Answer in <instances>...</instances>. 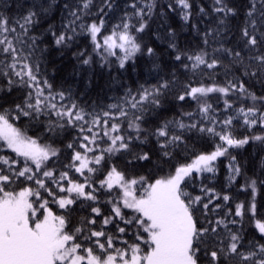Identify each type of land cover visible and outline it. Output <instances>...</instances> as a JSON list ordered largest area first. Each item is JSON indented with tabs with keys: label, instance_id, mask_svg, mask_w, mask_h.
I'll return each mask as SVG.
<instances>
[{
	"label": "snow or ice",
	"instance_id": "obj_1",
	"mask_svg": "<svg viewBox=\"0 0 264 264\" xmlns=\"http://www.w3.org/2000/svg\"><path fill=\"white\" fill-rule=\"evenodd\" d=\"M92 0H82V3L71 11V19L62 25V30L49 32L53 42L57 46L67 47L78 35L77 27L86 31L93 42L94 49L98 51L104 63H108V57H115L120 68L136 57L142 51L141 44L135 33H142L148 27L145 17L150 18L157 7L156 0H139L132 3L133 12L127 13L121 22L113 27L109 35L99 38L104 28L105 21L101 18L90 24L79 23L82 16L89 9ZM175 5L182 12V19L187 22L193 17V4L191 0H175ZM40 7V6H35ZM168 10H173V4H168ZM244 23L240 28L242 46L239 51L234 48L224 47L212 50L209 55L204 48L195 55H186L177 49L173 42L169 47L176 49V61L186 58L191 61V69L195 71L201 66L214 70L222 61L217 57L218 53H226L232 59L233 64L243 67L244 78H258L264 83V0H247L244 5ZM47 11V9H43ZM103 12V9H101ZM199 12L208 15V10L199 8ZM211 12L220 17L218 27L205 31L202 42L209 44V37L219 34L221 27L226 21L234 19L238 14V8L231 5L227 0H213ZM35 10L29 9L25 15L17 20H11L8 16L0 14V76L6 80L7 87L4 91L11 93L14 87L27 89L23 99L19 103L7 108L0 105V149L6 147L16 154V159L0 155V164L7 166L9 173L5 174L0 167V264H264V243L259 240H249L245 244L243 235L229 228V224H237L235 219L225 218L215 221L207 220L201 223L196 215L197 211H207L212 199H220V195L214 189L202 188L201 191L209 196L208 203H202V196H193L189 193L187 182L193 177V173H215V162L220 157L229 156L230 180L234 181L241 174V167L235 156H230L229 149L241 148L251 141H258L264 145V95H257L251 91L245 83V79L229 80L226 86H195L191 84L185 87L182 94L176 99L185 101L191 99L198 105L200 121L185 123L184 118L192 119L193 113H181L180 119L173 118L171 121L161 123L152 133L156 137L157 144L163 157H172V150L183 143V135L175 134V130H197L207 133L218 139L220 143L213 145L210 152H201L190 163H180L168 175L149 183L146 177L129 178L115 165L110 167L104 179L99 181L100 189H116L120 195L108 203L112 205V216L105 217L103 225H108L119 218L126 225L137 226V239L144 243L147 251H144L140 243H134L126 248H117L113 243V236L103 230H91L81 239L84 228L76 227L68 229V219L65 215H57L49 207V200L41 196V189L53 197L60 209L69 210L78 200L97 201L95 194L98 189L91 182V177L85 173L94 174L99 169L106 156H111L121 151H130V142L140 139V134L145 131L142 128L144 122L145 104H151L156 108L161 106L160 97L164 90L170 86V81L163 80L157 85L150 87L141 86L135 94L128 90L124 98V105L133 111L132 118L128 119L129 111L121 104H112L111 110L100 115L92 116L79 107L76 103L65 105L61 103L66 99L65 92L52 91V84L40 75V65L34 60V52L37 47V37L30 35L39 20ZM137 19V25L131 23ZM196 28V25H193ZM19 29V31H18ZM174 35V30L170 32ZM256 52V55H248V65H244V51ZM118 51L119 54L118 55ZM149 56L155 54L151 47L146 48ZM83 65H90L91 56L85 57V53L78 54ZM189 68L188 64H183ZM211 93H220L229 97L232 93L239 94L244 101H250L251 106L242 104L235 110L234 116H227L223 120H217L214 109L206 98ZM234 104L225 100V110L232 109ZM58 120L49 119L47 132L55 133L58 129L76 127L79 123V132L87 131L90 135H84L79 143L81 150H75L74 144L67 147L74 149L71 156L70 169H74L84 178L81 183L69 176L68 171H62L58 177L55 169L48 167L49 161L59 155V149L52 144L41 143L40 138L29 136L17 126L15 121L21 117L30 120H39L41 116L51 117L52 114ZM121 118L127 120L128 129L134 130L137 135H121ZM234 118L242 119L243 125L250 129L259 127L262 134H254L237 138L232 131ZM61 121H63L61 123ZM112 123L109 126V122ZM205 122L211 126H204ZM90 124L87 129L84 125ZM174 125V128L170 127ZM219 126L220 130L217 131ZM100 127L103 137H108V147L100 149L98 140L103 137L93 129ZM91 145H96L92 147ZM92 155H89V154ZM22 158V160L20 159ZM137 160H149L150 154L145 152L135 157ZM22 164L20 168L14 165ZM13 177H23L33 181L36 188L24 187L22 190L6 191L5 188L13 181ZM51 179L56 184L59 192L66 195L57 197L51 188L47 187L46 180ZM66 182L67 187L64 186ZM257 180L250 179L244 186V190L251 189L253 198L245 203L235 206L234 216L243 218L249 215L254 223L255 230L264 240V216H257L255 194L257 192ZM264 184V181L260 182ZM139 191V194H138ZM222 199L227 202L230 196L223 195ZM219 208L220 205H216ZM122 209H131L135 213L130 218H125ZM215 209H213L214 211ZM92 213L101 215L99 207L91 208ZM229 214H233L229 209ZM42 217V218H41ZM88 225L96 224L95 218L87 221ZM207 224V226H205ZM221 226L225 231L221 235ZM119 233H124V227H118ZM139 231L147 234L140 235ZM94 247H86L83 241L92 242ZM100 238H104L101 242ZM79 241V242H78ZM126 243V242H125ZM98 249L99 251H95Z\"/></svg>",
	"mask_w": 264,
	"mask_h": 264
},
{
	"label": "trees",
	"instance_id": "obj_2",
	"mask_svg": "<svg viewBox=\"0 0 264 264\" xmlns=\"http://www.w3.org/2000/svg\"><path fill=\"white\" fill-rule=\"evenodd\" d=\"M134 2L140 6L139 0H92L89 9L82 16V20L77 21V24L81 22L90 24L102 18L105 21L99 37L102 40L103 36L109 35L113 27L121 22L126 13L128 15L132 14L131 4ZM191 2L193 4V17L185 22L182 19L181 10L175 5V0H156L157 7L154 9L152 16L150 18L145 17L148 27L142 33H135L142 51L137 53L136 57L130 60L124 68H120L115 57H108V63H104L98 51L94 49L90 35L79 27L76 29L78 35L67 47L54 44L49 27L51 26L53 31L62 30V25L67 24L71 19L69 13L76 10L82 0H0V14L8 16L11 20L19 19L29 9L40 13V22L34 26L30 33V35H35L38 38L33 58L40 65V75L52 84L54 94L61 91L65 92L66 99L61 103L65 105L76 103L86 113L91 114L85 117L86 120L90 121L94 115H100L102 119H105L102 116L103 112L117 111L116 109H110L112 104L124 106L125 110L129 111L128 119H131L135 110H129L124 105V98L128 90L135 94L141 86L150 87L163 80L171 82L169 88L164 90L163 95L160 97L161 106L159 108L148 103L145 104L146 110L143 114L144 122L142 123V128L145 131L140 134V139H134L130 142V151H121L110 157L106 156L101 165L97 166L99 170L96 173H85L86 176L91 177V182L98 189L95 193L98 197L97 201L81 199L72 205L69 210H64L52 202V196L43 189L40 190L41 196L49 200V207L52 208L53 212L57 215L63 214L66 216L69 221V230L76 227L84 228L81 239L89 234V229L103 230L113 236V243L117 248H126L134 243H140L144 251L148 250L144 243L137 239L138 229L135 222L132 225H126L119 218H116L108 225L102 224L105 217L112 216V205L108 201L115 200L120 192L116 189H100L99 181L104 179L110 167L115 165L118 170L124 172L129 178L146 177L147 181L152 183L155 179L172 172L176 165L189 163L196 155L201 152H210L213 150L214 144L220 143L218 139L197 130H175V134L183 135L184 142L172 150L171 158L161 155L156 137L152 135L161 123L171 121L173 118L180 119L182 112L194 114L192 119L185 117V123L202 119L198 114V105L195 101L186 99L181 102L176 99L179 94L184 92L187 85L191 84L193 87L211 86L212 84L226 86L229 80L245 79L246 86L251 91L256 92L257 95H264V83H261L258 78H244L242 76L243 67L239 64H233L231 57L226 53L216 54L222 63L214 70L201 66L193 71L190 67L192 62L186 56L182 61L175 60L177 50L169 47L170 43L173 42L177 45V49L186 55H195L202 48L208 51L209 55H213L212 50L219 48L221 44L237 51L242 46L240 28L244 23V5H246L247 0H227L228 3L238 8L239 14L234 19L227 20L225 25L221 27L220 33L214 34V38L210 36L207 46L202 42V35L205 31L216 29L220 17L211 12L213 0H191ZM170 3L173 4L174 11L167 9L166 6ZM200 7L208 10V15L200 13ZM43 9H47V11H43ZM101 9H103V12H101ZM131 23L138 26L136 18H133ZM193 25H196V28H193ZM173 30L174 35H170ZM147 47L153 48L155 54L149 56L146 52ZM81 52L85 53V57L91 56L92 62L90 65H83L80 62L82 58L78 54ZM119 54L121 53L118 51ZM256 54L258 53H248L245 50L244 65L247 66L249 63L248 55ZM183 64H188L189 68H184ZM6 87L5 78L0 76V105L5 108L11 106L13 102H21L27 92L26 88L17 86L14 87L11 93L6 94L4 91ZM204 99L212 105L215 111L211 115H214L217 120H223L227 116L235 117L236 108H239L242 104L251 106L250 101H244L237 93H232L229 97H224L220 93H211ZM226 99L234 104L232 109L225 110ZM49 119L58 120L53 113L51 117L41 116L38 121L21 117L15 123L29 136L39 137L41 143L52 144L60 150L59 155L49 161L48 164L50 169L56 170L57 177L60 172L68 171L70 177L83 183L84 178L76 173L74 169L68 167L74 149H69L67 145L73 143L75 150L82 151L79 148V143L82 142L84 135H90V133L87 131L84 133L79 132L80 122L76 127L66 126L64 129H58L55 133H49L46 130ZM116 122L122 124L121 135H137L134 130L128 129L127 120L121 118ZM111 123L112 121L109 122V126ZM90 126V124L84 125L86 129ZM204 126L211 125L205 122ZM170 127L174 128V125H170ZM93 130L99 132L100 136L103 137V130L100 127ZM219 130L218 126L217 131ZM232 131L237 138L262 134L259 127L250 129L243 125L240 118H234ZM2 143L0 142V144ZM97 143L99 147L96 154H99L100 149L108 147V137L99 139ZM91 146L96 147V145ZM145 152L150 154L151 158L149 160H137L135 158L136 155ZM229 153L230 156L236 157V161L241 167V174L234 181L230 180L231 173L228 168L230 158L225 156L218 159L215 173H204L200 177L194 173L195 176L187 182L186 190L193 196H202V203H208L209 200V196L201 191L205 187L214 189V192L221 197L220 199L213 198L207 211L196 212L201 223L221 218L235 219L238 223L235 225L229 224V228L240 232L246 245L249 240L253 239L264 243L258 231L255 230L254 223L249 218L250 214L245 215L243 218L234 216L236 204L243 202L247 207L248 202L253 198L251 189L244 190L243 188L250 179H256L258 182L255 199L257 216H264V184L260 183L264 181V145H261L258 141H251L241 148L229 149ZM0 155L13 159L17 158L16 154L6 147L0 149ZM20 159L22 160V158ZM0 167H3L5 174H11L7 166L0 164ZM13 167L18 169L22 167V164ZM251 169H254L255 172H251ZM46 183L47 187L51 188L57 197L66 195L59 192L56 184L51 179H47ZM62 183L67 187L66 182ZM24 187L35 189L36 185L33 181H28L23 177H13L12 183L6 186L5 190L18 192ZM223 195L230 196V200L225 202L222 199ZM216 205H220V207L216 208ZM93 207H99L101 215L92 213L91 208ZM213 209L215 210L213 211ZM229 209L232 210L233 214H229ZM122 211L125 218H130L135 214L131 209H122ZM93 218H95L96 224L88 225L87 221ZM118 227H124L125 232L119 233ZM225 231L221 226V235H224ZM139 234L147 238L146 233L139 231ZM100 239L101 242H104V238ZM94 240L95 238L92 242L83 241V243L86 247H94ZM94 250L99 251L95 248ZM205 264H207L206 261Z\"/></svg>",
	"mask_w": 264,
	"mask_h": 264
},
{
	"label": "rangeland",
	"instance_id": "obj_3",
	"mask_svg": "<svg viewBox=\"0 0 264 264\" xmlns=\"http://www.w3.org/2000/svg\"><path fill=\"white\" fill-rule=\"evenodd\" d=\"M105 36H106V35H105ZM101 41H102V40H101ZM218 159H219V158H218ZM217 162H218V160L215 162V167H216ZM189 163H190V162H189ZM193 176H195L194 173H193ZM197 176L200 177L201 175L197 174ZM138 194H139V191H138ZM256 194H257V192H256ZM256 194H255V199H256ZM255 203H256V202H255ZM110 217H111V216H110Z\"/></svg>",
	"mask_w": 264,
	"mask_h": 264
},
{
	"label": "bare ground",
	"instance_id": "obj_4",
	"mask_svg": "<svg viewBox=\"0 0 264 264\" xmlns=\"http://www.w3.org/2000/svg\"><path fill=\"white\" fill-rule=\"evenodd\" d=\"M250 171H251V172H255V170H254V169H251Z\"/></svg>",
	"mask_w": 264,
	"mask_h": 264
}]
</instances>
